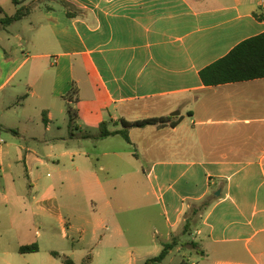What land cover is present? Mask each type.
<instances>
[{
  "label": "crops",
  "instance_id": "1",
  "mask_svg": "<svg viewBox=\"0 0 264 264\" xmlns=\"http://www.w3.org/2000/svg\"><path fill=\"white\" fill-rule=\"evenodd\" d=\"M13 1L0 20L33 10L0 27V126L15 131H0V264H95L101 229L117 256L174 242L182 264H264V78L200 76L264 33L260 0ZM154 118L166 120L124 126ZM125 186L143 200L126 207Z\"/></svg>",
  "mask_w": 264,
  "mask_h": 264
},
{
  "label": "trees",
  "instance_id": "2",
  "mask_svg": "<svg viewBox=\"0 0 264 264\" xmlns=\"http://www.w3.org/2000/svg\"><path fill=\"white\" fill-rule=\"evenodd\" d=\"M33 10L32 6L20 7L13 16L5 15L0 20V26L6 29L8 26L20 22L27 18ZM2 11H0V14ZM202 82L207 86H218L227 83L244 82L254 79L264 78V33L250 38L237 47H235L227 56L218 60L214 64L208 66L200 73ZM78 96V89L75 87L65 99L69 101L68 110V125L71 130L77 126V121L79 118L78 110L73 107L74 97ZM166 119H148L134 124L125 123V128L137 127L145 128L147 126L162 125ZM104 127V126H103ZM1 132H12L15 131L9 129H3L0 126ZM121 135L127 142H130L127 130H122L118 132H109L101 127L99 139H105L110 136ZM174 242L166 244L164 246L161 254L155 258L147 260L144 264H160L168 256L169 252L174 248ZM40 250L38 244H32L28 246H22L19 249V253L33 254L38 253ZM54 257L62 260L63 264H76L70 258L61 256L57 252L52 253ZM90 257L86 260L84 264H89Z\"/></svg>",
  "mask_w": 264,
  "mask_h": 264
},
{
  "label": "rangeland",
  "instance_id": "3",
  "mask_svg": "<svg viewBox=\"0 0 264 264\" xmlns=\"http://www.w3.org/2000/svg\"><path fill=\"white\" fill-rule=\"evenodd\" d=\"M19 1L22 2L24 0H19ZM26 1L31 2V0H26ZM37 4H38V6H44L45 5L44 2H41V3L38 2ZM0 6L6 11V13L8 15L12 14V12H14V10L16 8V5L14 4L13 0H0ZM9 27H10L9 29H14V27H17V26L11 25ZM18 64H19V61L15 65L10 64L7 67L12 68V67L17 66ZM30 66L31 65H28V67H30ZM64 124L65 123H63V121H60V123H58L57 127L58 126H64ZM107 127L111 128V125H108ZM92 132H94V133L96 132L95 134L100 133V131L98 129H96ZM2 138L9 141L12 138V135L9 133H4V134H2ZM113 141H123V140H121L120 138H116V140H113ZM78 143L81 144L82 148H85L87 146V143L84 140L77 141L76 144H78ZM106 143H108V144H105V145H107L109 148L114 149L116 147V142H113L111 144H110V142H106ZM122 143H125V142H122ZM93 159H94L95 164L98 165L97 157L95 155H94ZM126 172H130V170H126ZM141 184H142V182H141ZM122 191L124 193L122 195L121 200L126 207H130V206L135 205L137 202L136 199H138L139 201L143 200V197L141 195H139L138 197H136V196L133 197L132 195H130V189H128L127 186H125ZM136 223L138 224V222H135V224ZM105 234H109V233L105 229H101V232H100L101 237H99V241L101 240V244L103 245L102 248L104 249L105 254L112 256V261L104 260V259H106V255L103 254L102 259L98 258V260L95 262V264H129V262H128L129 260H131L132 262H136V264H144V262L147 259L154 258L160 254L159 253L160 251H156V249H154V247H150L151 249H149L148 253H146L143 256H140L139 252L135 249L131 250L130 248H126L123 251H121L117 256V251L112 249L114 244H108V242L110 241V238L104 237ZM128 238H130V237H128ZM113 240H114V238H113ZM183 240H184L185 244H191L195 240V236L186 235ZM94 254H95V251L91 252V258ZM190 257H191V255H190V252L188 251L187 248H184L181 251L174 250V251H172L170 256H168L167 259H165L160 264H182L183 261H187L188 258H190ZM71 260L75 262L74 259H71ZM62 263L60 262V264H62Z\"/></svg>",
  "mask_w": 264,
  "mask_h": 264
},
{
  "label": "built area",
  "instance_id": "4",
  "mask_svg": "<svg viewBox=\"0 0 264 264\" xmlns=\"http://www.w3.org/2000/svg\"><path fill=\"white\" fill-rule=\"evenodd\" d=\"M260 6L262 9H264V0H260ZM2 143H4V141L0 139V144Z\"/></svg>",
  "mask_w": 264,
  "mask_h": 264
},
{
  "label": "water",
  "instance_id": "5",
  "mask_svg": "<svg viewBox=\"0 0 264 264\" xmlns=\"http://www.w3.org/2000/svg\"><path fill=\"white\" fill-rule=\"evenodd\" d=\"M175 115H179V113L173 114L172 116L174 117Z\"/></svg>",
  "mask_w": 264,
  "mask_h": 264
}]
</instances>
